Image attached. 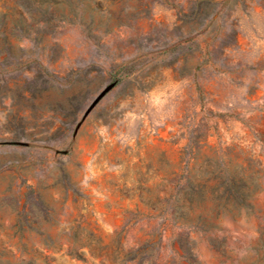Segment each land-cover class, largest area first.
<instances>
[{
	"label": "rangeland",
	"instance_id": "obj_1",
	"mask_svg": "<svg viewBox=\"0 0 264 264\" xmlns=\"http://www.w3.org/2000/svg\"><path fill=\"white\" fill-rule=\"evenodd\" d=\"M0 264H264V0H0Z\"/></svg>",
	"mask_w": 264,
	"mask_h": 264
}]
</instances>
